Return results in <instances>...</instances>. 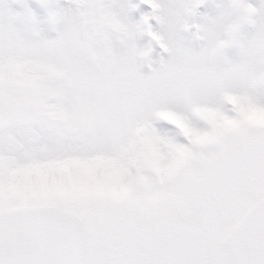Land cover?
<instances>
[{"label":"snow or ice","instance_id":"snow-or-ice-1","mask_svg":"<svg viewBox=\"0 0 264 264\" xmlns=\"http://www.w3.org/2000/svg\"><path fill=\"white\" fill-rule=\"evenodd\" d=\"M0 264H264V0H0Z\"/></svg>","mask_w":264,"mask_h":264}]
</instances>
